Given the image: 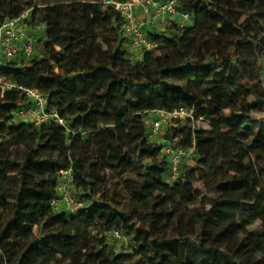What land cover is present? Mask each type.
<instances>
[{
	"label": "trees",
	"instance_id": "16d2710c",
	"mask_svg": "<svg viewBox=\"0 0 264 264\" xmlns=\"http://www.w3.org/2000/svg\"><path fill=\"white\" fill-rule=\"evenodd\" d=\"M28 9L26 23L44 33L0 77L37 88L68 126L12 122L26 95L0 89V264H60L67 254L70 264H262L263 239L249 227L264 225V0H178L193 24L147 29L157 46L137 60L111 3L0 0V24ZM183 106L211 130L179 124L153 141L148 113ZM163 141L194 144L202 168L183 163L169 182ZM69 167L84 202L77 214L52 206ZM198 179L218 194L211 209L163 218L181 189L200 200ZM108 180L149 208L148 229L129 222ZM93 227L126 236L132 252L90 238Z\"/></svg>",
	"mask_w": 264,
	"mask_h": 264
},
{
	"label": "built area",
	"instance_id": "2783aa9c",
	"mask_svg": "<svg viewBox=\"0 0 264 264\" xmlns=\"http://www.w3.org/2000/svg\"><path fill=\"white\" fill-rule=\"evenodd\" d=\"M111 3L120 13L122 32L127 40V46L133 59H140L145 51H150L157 43L147 34V29L155 30L159 20H169L178 24L192 25L193 19L188 12L178 9V0H104ZM30 9L21 16L7 18L0 24V66L22 57L29 59L35 53V45L39 37V25L31 26L25 19L29 17ZM147 25V26H146ZM39 28V29H38ZM22 89L26 95V104L14 112V118H20L34 126L59 124L68 126V121L56 108L49 107L48 99L37 88H23L14 80L0 77L1 91ZM153 114V116L151 115ZM197 118L193 109L176 107L168 110H153L146 116V124L150 130V138L161 136L169 127L184 121L193 123ZM162 152L168 157L169 172L167 180L175 182L181 176V169L186 157L195 154V145L190 147L174 146L163 141ZM57 196L52 206L68 213L77 214L84 202L74 195L73 183L75 174L72 167L59 171ZM116 235L120 233L114 231Z\"/></svg>",
	"mask_w": 264,
	"mask_h": 264
},
{
	"label": "rangeland",
	"instance_id": "374dc122",
	"mask_svg": "<svg viewBox=\"0 0 264 264\" xmlns=\"http://www.w3.org/2000/svg\"><path fill=\"white\" fill-rule=\"evenodd\" d=\"M169 20H159L157 22V25L155 27V30L157 31V34H167L168 33V25H169ZM42 28H38L39 31V36L44 33V25H39ZM147 26V25H146ZM90 37L99 40L98 35H89ZM41 56V55H40ZM143 58V56H141ZM153 116V114H151ZM21 120L20 118H14L12 122H18ZM259 122H262L261 118L259 119ZM176 126L179 125L177 122L175 124ZM179 127L181 129H184L186 127H191V128H202L206 131H210L211 128L209 127L208 123L204 120H199L195 123L192 121H184L181 122ZM260 128L261 125H258ZM153 141H158L160 142L162 140L161 136L155 137L152 139ZM264 149V146H263ZM199 159L195 154H192L189 157H186L184 162L190 167H193L197 170H200L202 166L199 164ZM105 188L109 190L110 194L114 196L117 202H120L126 210L129 211L131 214V217L129 219L130 223L135 224L137 230H141V232L145 229H148L150 226V221L146 217L149 216L150 210L149 208H146L144 204L138 202L136 198L131 197L127 191L124 189L122 185L117 186L112 182L111 180H108L104 184ZM193 190H200L201 195H200V200L198 202H189L184 194L187 192L186 189H181L179 196L175 198L168 206V213L167 215H164L163 218H166L167 216H170L171 218L178 216V214L182 211H192L194 214H197L195 209L199 206H203L206 210L211 209V202L214 199L218 198V194L216 193L213 185L210 183V181L206 179H198L193 181ZM200 217L197 218V220ZM250 229H254L256 235L261 237L264 242V225L260 222L257 221L256 223L250 225ZM91 237H106L107 242L113 246V249L116 253H122V254H129L132 252L133 248L129 245L128 240L126 236L120 234L119 236L116 235L114 231H107L104 232L103 230L97 231L91 230ZM95 239V238H94ZM80 257H84L83 252L77 253ZM69 255L67 254L64 258L60 260V264H70L69 263ZM263 256V261L261 262L264 264V251L262 253Z\"/></svg>",
	"mask_w": 264,
	"mask_h": 264
}]
</instances>
